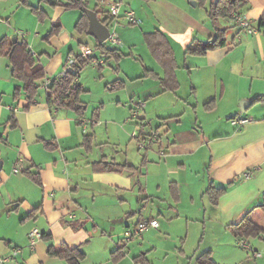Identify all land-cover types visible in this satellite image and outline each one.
Instances as JSON below:
<instances>
[{
	"label": "crops",
	"instance_id": "0c3cea01",
	"mask_svg": "<svg viewBox=\"0 0 264 264\" xmlns=\"http://www.w3.org/2000/svg\"><path fill=\"white\" fill-rule=\"evenodd\" d=\"M107 1L89 7L102 20ZM211 1L123 0L122 11L133 9L139 21L132 26L121 19V44L114 48L123 56L98 65L95 89L85 85L80 71L82 115L55 106L40 86L30 99L13 65L23 61L26 48L45 70L35 83L55 79L79 51L75 42L89 44L86 36L58 19L60 31L48 37L53 18L36 16L19 30L14 52L0 55V260L19 247L7 264H69L68 251L50 253L52 246L65 244L82 247L81 264H199L206 250L218 264H264V232L251 240L229 227L247 213L264 219V100L254 101L264 95V0H248L239 12L257 33H246L228 16L219 20L227 28L224 46L187 53L194 38L217 35L208 12ZM107 70L111 81H104ZM245 99L252 102L242 110ZM140 101L145 107L132 118L131 107ZM234 117L246 122L233 124ZM141 129L157 130L159 142L140 147L147 137L133 132ZM100 161L128 166L106 171ZM246 172H251L247 179ZM210 185L226 188L217 204ZM153 196L160 199L157 205L141 201ZM130 199L140 205L137 210H127ZM161 215L168 218L167 231H155L159 224L127 244L113 239L117 227L122 236L128 227L159 221ZM35 228L44 236L32 246ZM168 251L174 261H168ZM159 254L162 263L155 259Z\"/></svg>",
	"mask_w": 264,
	"mask_h": 264
},
{
	"label": "trees",
	"instance_id": "16d2710c",
	"mask_svg": "<svg viewBox=\"0 0 264 264\" xmlns=\"http://www.w3.org/2000/svg\"><path fill=\"white\" fill-rule=\"evenodd\" d=\"M41 1H44L51 6H62L65 9H80L81 13L76 21L75 28L81 34L88 35L87 29L89 26V19L84 11L85 7H89L88 0ZM247 2L248 0H212L208 12L212 23L215 25L217 35L214 38L208 40L194 38L188 45L186 52L190 54H205L210 49L224 46L227 42V28H222L219 24V20L222 18H227L231 12H241V9L247 4ZM32 10L40 21H44L46 19L47 12L40 6H33ZM97 13H99V11H97ZM102 21L104 23H108L109 17H106ZM262 26H264V15L260 21V27ZM60 27L61 23L58 20L54 21L52 24V29L47 36L49 37L57 34L60 31ZM96 43H98L97 40ZM17 44V42H13L11 37H9L8 35H4L0 39V55H11L14 52ZM102 49L107 52V59L111 57H117V59H119L121 56H123V54L119 53V50L117 48L102 45ZM76 57H78V55ZM94 58L95 57L83 59L81 57H78V63L75 66V72L73 70H70L66 75L52 79L48 90L49 101L57 107H71L80 115H82V109L86 105L81 100L80 95L84 89L82 85L77 82V78L84 65L89 61H92ZM13 75L24 82V88L29 95V98L31 99L37 92L35 82L36 80L41 79L45 76V70L43 66L34 58L31 51L26 50L25 48L23 61L21 63H16L13 65ZM263 100L264 95L258 96L254 99V101ZM86 139H91V136L88 135ZM126 166H128V164H122L114 161L99 162V167L106 171H121ZM28 171L29 170H26L27 173H29ZM32 177H34L36 182L40 183V179L37 174H33ZM225 190V187H216L214 185H210L208 188V193L211 195L213 202L217 204L218 198L225 192ZM261 206L264 207V204H262ZM34 213L35 211L30 212L29 216H33ZM229 227L239 237H257L262 232H264V227H262L258 222L254 221L249 213H247L239 222L230 223ZM43 236L44 235L42 234V237ZM63 251H68L69 264H81V261L86 256L81 246L69 249L65 244H61L58 246H52V248L50 249L51 254H58ZM197 260L199 264H218L212 258L211 250H206L199 254Z\"/></svg>",
	"mask_w": 264,
	"mask_h": 264
},
{
	"label": "built area",
	"instance_id": "2783aa9c",
	"mask_svg": "<svg viewBox=\"0 0 264 264\" xmlns=\"http://www.w3.org/2000/svg\"><path fill=\"white\" fill-rule=\"evenodd\" d=\"M106 5L108 8L107 17H109V21L106 24L108 25L109 30H110L108 38L103 43H96L92 47L86 44L81 45L79 53L68 57L65 63L64 69L62 73L60 74V76L66 75L70 70L71 71L73 70L74 72L76 71L75 66L78 63V57H81L83 59L95 57L93 60H96V62H98L99 65L105 64L108 55H107V52L102 49V45H106L107 47L114 48V47H118L121 44V37L119 33L120 27L123 26V22L121 21V19L125 18L126 22L131 25L138 23L139 19L136 15V12L133 9L127 8L124 12L122 11L123 0H108L106 2ZM229 17H231L234 20V22L246 33L248 34L257 33V29L252 24V21L246 16H244L243 14L234 11L230 13ZM21 34L24 35L25 33L21 32ZM77 55L78 57H76ZM51 81L52 79L47 78L41 84H35V87L40 86V87L45 88L46 90H49ZM144 107H145V103L143 101L133 103L131 107L132 118H138L141 111L144 109ZM9 108L12 109L13 111L18 110L17 107L10 106ZM245 122H246V119L244 118H238V117L232 118L233 124H237L241 126ZM83 123L86 127L87 121H84ZM144 130L141 129V131H144ZM141 131L135 130L133 132L134 137L135 136L137 137L140 135L147 137V139L144 138L140 142V147L149 148L152 144L159 142L160 134L157 132V130L151 129L150 132H148L147 134L145 133V131L142 132L143 134H140ZM14 172L15 173L19 172V168L15 167ZM250 176H251V172H246L244 174V178L246 179L249 178ZM159 224L160 223L158 219L150 218V219H145V220L138 222V224H136L133 227H128L122 233V243L127 244L134 238L143 237L144 232H146L150 228L158 227ZM41 237H42L41 232L36 228L33 229L30 232L31 245L33 246L36 240ZM240 245L244 247H248L250 251H253V248L250 247V245L246 241H241ZM12 250L13 251L9 256L2 258L0 260V264H7V262L12 260L15 255L21 252V249L19 247H14ZM253 252L255 256L260 255V253H258L257 251H253Z\"/></svg>",
	"mask_w": 264,
	"mask_h": 264
},
{
	"label": "rangeland",
	"instance_id": "374dc122",
	"mask_svg": "<svg viewBox=\"0 0 264 264\" xmlns=\"http://www.w3.org/2000/svg\"><path fill=\"white\" fill-rule=\"evenodd\" d=\"M39 1L40 0H0V38L4 35L8 34L13 39L15 36L19 35L18 34L19 30L24 31L27 28L26 26L30 25L32 23V21H34V19H35L34 17L36 15L33 12L32 8H33V6H38ZM89 1H90V3L88 4L89 7H93L95 5L94 3L97 2L98 0H89ZM43 3H45L47 5V6L45 4L43 5V7H45L44 9L47 10V12H49V14L47 13V17H46L47 21L52 22V18L54 21L58 20V19H60L62 21L64 20V22L67 24V26L71 27L72 31L75 30L76 21L79 18L80 13H81L80 9H78V8L65 9L62 6L54 9L55 6H51L50 4H48L46 2H43ZM134 25H137V23L133 24L132 26H134ZM84 36H86L85 38L87 39L89 46L92 47L96 44V41H94V39H92L90 36L83 34L82 37L84 38ZM75 45H76L75 50L78 49L80 51V47H78L77 41L75 42ZM79 51L77 53H79ZM98 65H99L98 62H96V60H93V61L87 63L85 65V67L81 70V77L83 79V82H85V85L89 84L94 89L98 86V82H97V78H96V76H98L100 73ZM107 73H108L107 77H106V79H104V81L113 80L114 77L112 78L109 76L110 70H107ZM103 84H105V82H103ZM89 95H91V94H88L86 99L90 98ZM145 196H146V194H143L141 197L144 198ZM147 199L153 200L155 205H157L160 201V199H158L157 197H154V196L151 198L148 197L146 199H141V201H146ZM135 206L138 207L140 205H138V203L136 201H132L131 199L127 202V207H128L127 210H133V209L137 210V209H135ZM153 207H155V206H153ZM145 208L147 209V208H151V207L148 205ZM145 208H143V209H145ZM151 209H154V208H151ZM139 210H142V208L140 207L138 209V211ZM256 215L257 214L252 213L251 218L254 219L255 221H257L260 225L264 226V219L263 218L261 219V217L256 216ZM158 218H159L161 226L159 228H157V230L155 229V231H158V232L167 231L166 229H167V225H168V218H165L162 215L159 216ZM119 224H121V223H119ZM124 225H125V223H124ZM122 229H123L122 227L121 228L117 227L115 229L114 233L116 236H114L113 239L120 237L119 242H122V236H119V232ZM149 230L151 231L154 229L151 228ZM149 230L144 232L143 236H146V234L148 232H150ZM174 236H175V233L172 234V237H174ZM107 238L110 239L108 236H107ZM253 239H254V237L251 238V240H253ZM208 240H209V238L206 237L205 241H208ZM0 242H2V240ZM192 250L193 249H191V251ZM160 251H161V249H160ZM168 252H169V254L167 256V257H169L168 261L169 262H171L172 260L174 261L175 255L173 256L172 252H170V251H168ZM155 259L158 261V263H162L165 260V259L163 260L161 258L160 254L157 255Z\"/></svg>",
	"mask_w": 264,
	"mask_h": 264
},
{
	"label": "water",
	"instance_id": "95a60500",
	"mask_svg": "<svg viewBox=\"0 0 264 264\" xmlns=\"http://www.w3.org/2000/svg\"><path fill=\"white\" fill-rule=\"evenodd\" d=\"M196 5V3H193ZM88 19H89V26L87 29V33L91 36H93L98 43H103L109 36L110 30L106 23L100 19L97 11H95L92 8L85 7L84 9ZM13 41H17V37L15 36L13 38ZM252 102V100H242L241 101V109L245 110V108ZM2 162L0 161V169H1ZM124 217H121L119 220H123ZM118 220V219H117ZM116 222V220H113V223Z\"/></svg>",
	"mask_w": 264,
	"mask_h": 264
}]
</instances>
